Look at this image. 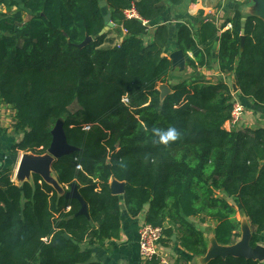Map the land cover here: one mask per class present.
Wrapping results in <instances>:
<instances>
[{"label": "trees", "instance_id": "16d2710c", "mask_svg": "<svg viewBox=\"0 0 264 264\" xmlns=\"http://www.w3.org/2000/svg\"><path fill=\"white\" fill-rule=\"evenodd\" d=\"M198 1L105 0L113 27L99 36L98 0H0L7 8L0 12V103L14 110L13 129L22 135L10 152L45 154L62 121L75 151L52 171L66 192L77 185L88 216L39 176L15 184L10 170L0 171V264H101L82 245L118 238L121 205L130 218L144 214L162 229L160 245L175 237L192 257H203L207 243L189 219L214 223L216 242L228 246L240 238L238 210L251 225L250 246L264 247V127L225 130L231 87L196 75L217 44L220 73L264 109V22L247 16L242 29L234 10L220 26L203 12L174 32L160 24L169 7ZM131 8L138 18H126ZM173 35L194 74L169 84L160 101ZM86 36L93 40L79 49ZM111 179L125 184L122 196L111 194ZM206 264L264 261L227 256Z\"/></svg>", "mask_w": 264, "mask_h": 264}, {"label": "crops", "instance_id": "0c3cea01", "mask_svg": "<svg viewBox=\"0 0 264 264\" xmlns=\"http://www.w3.org/2000/svg\"><path fill=\"white\" fill-rule=\"evenodd\" d=\"M7 1L9 0H4L5 3H7ZM242 2V0H227L224 3H220L219 8H216V6L218 5L216 0H199L195 4H186L180 8L169 7L167 15L160 20V24L170 25L174 32L176 24L185 21L191 22L193 18L196 17L198 12H203L202 15L204 17H212L213 22H215L217 26H220V24L224 22L222 21V19L225 20L227 17H230L234 10L240 11L243 18L245 19L247 18V16H249L248 11L252 3L246 6L241 5ZM151 30L152 29L150 28V32ZM217 47L218 45L216 44L215 49L210 54L209 64L205 67L198 68L196 71V75L201 76L205 81L212 79L208 77V75H212L215 80L214 83H216L217 81H223L230 87L232 77L221 74L218 69L216 60ZM175 51L177 50L175 49V38L173 35V40H171L170 47L165 54H167V56L169 57V55ZM188 56L191 55L188 54ZM188 68L189 67L187 66L185 60V67L183 70L176 68L171 71L169 84H174V76L172 74L174 71L176 73L175 76H178V79H175L176 83L184 81L187 78V80H189L192 75H189L190 72L188 73V70L190 68ZM191 72L194 73L192 70ZM180 75H186V77L180 78ZM233 99L239 101L244 108L239 126L235 129H256L264 127V109L255 107L254 103L250 100L243 99L239 92L233 94ZM14 115L15 112L11 107L0 103V171L8 169L12 172V174L14 173L15 175L18 159L16 162L11 160L12 153L10 152V149L13 144L20 141L22 135L16 133L13 129ZM17 154L18 156L21 155L20 152ZM226 200L229 203L235 204V201L232 198L226 197ZM236 219L240 222V224L242 222L245 223L250 232H252V228L248 219L243 216V213L240 210H238L236 214ZM189 221L203 233L207 246H209L210 240L214 238L215 224L212 222L202 223L198 219L194 218H190ZM120 223L121 228L118 238L106 240L102 245H94L91 247L83 244L82 248L89 249L91 251L92 260L101 264H147L143 263L140 260L138 251V229L140 225L144 223V214H141L136 218H130L123 210L120 218ZM262 239L264 240V234ZM239 240L240 238L237 241ZM258 245L262 244L260 243ZM160 251L161 254L165 255L166 259L168 260V264H201V258L192 257L185 250L179 247L175 237H172V242L168 246H160ZM182 258H184L186 261Z\"/></svg>", "mask_w": 264, "mask_h": 264}, {"label": "water", "instance_id": "95a60500", "mask_svg": "<svg viewBox=\"0 0 264 264\" xmlns=\"http://www.w3.org/2000/svg\"><path fill=\"white\" fill-rule=\"evenodd\" d=\"M251 7L249 8V16L256 17L264 22V0H251ZM98 6L103 16L105 26L100 31L99 36L105 34L113 27V23L110 19V13L105 0H98ZM246 19L241 20V27L244 28ZM93 39L90 36H86L83 42L77 45L79 49L85 47ZM244 36L241 40V50L243 48ZM171 61V71L176 68L183 70L185 67V56L181 50H177L169 55ZM232 94L237 92L236 83L234 77L231 78ZM160 93V101H163L167 95L171 93L168 84H160L157 87ZM51 143L47 152L43 155H34L31 153L12 154L11 160L18 164L15 172V178L18 183L30 182L32 176H39L46 184L50 185L59 195H64L66 199H75L80 204V210L77 215L87 216V204L78 192L77 185L72 183L69 190L66 192L62 186L57 182L53 171L52 165L55 160L69 155L75 151V148L67 144L65 133L62 127V121H58L51 130ZM124 183L111 179L110 190L112 195H122L124 193ZM121 210H124V206H120ZM68 239L69 236L65 235ZM251 232L245 223L240 224V240L235 244L222 246L219 245L215 238L210 240L209 246H207L206 254L201 258V264H206L210 260L215 258L224 259L227 256L234 258H244L253 261H264V247L257 245L255 247L250 246Z\"/></svg>", "mask_w": 264, "mask_h": 264}, {"label": "built area", "instance_id": "2783aa9c", "mask_svg": "<svg viewBox=\"0 0 264 264\" xmlns=\"http://www.w3.org/2000/svg\"><path fill=\"white\" fill-rule=\"evenodd\" d=\"M227 0H219L224 3ZM126 18H138L134 8L124 12ZM229 27V26H228ZM233 96V94H232ZM244 108L239 101L232 99V110L230 118L225 122L223 128L227 131L235 129L239 126ZM79 168V167H78ZM162 229L154 227L145 222L142 223L138 229V251L139 258L143 263H150L156 261L157 264H168L165 255L160 251V240L162 239ZM163 247V246H162Z\"/></svg>", "mask_w": 264, "mask_h": 264}, {"label": "rangeland", "instance_id": "374dc122", "mask_svg": "<svg viewBox=\"0 0 264 264\" xmlns=\"http://www.w3.org/2000/svg\"><path fill=\"white\" fill-rule=\"evenodd\" d=\"M243 2H242V4L241 5H246V6H248L249 4H251V0H242ZM8 2V1H7ZM14 10V8L12 9V11ZM7 11V8H6V4L5 3H3L2 5H0V12H6ZM25 17V19H27L28 18V16H24ZM222 21H224V19H222ZM221 21V22H222ZM226 28H228V25H227V27ZM148 40V38L147 37H145V41H147ZM189 69V68H188ZM190 72V73H189ZM188 73H189V75H193L194 73H192L191 72V70L189 69L188 70ZM173 74V76H174V80H173V78H172V80H173V83L175 84L176 83V80L175 79H178V76H175L176 75V73H175V71L172 73ZM182 77H186V75H180V78H182ZM208 77L209 78H212V79H209V80H206L207 82H209V83H214V77L212 76V75H208ZM188 79V78H187ZM186 79V80H187ZM217 82H219V81H217ZM178 83V82H177ZM78 109V106L76 105V104H73L71 107H70V110H77ZM11 181H13L15 184H19L17 181H16V178H15V175H14V173L11 175ZM31 181V180H30Z\"/></svg>", "mask_w": 264, "mask_h": 264}]
</instances>
